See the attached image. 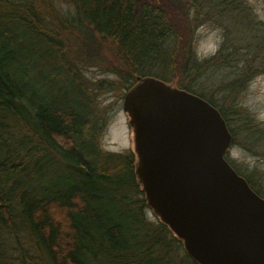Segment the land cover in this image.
<instances>
[{
    "label": "trees",
    "instance_id": "1",
    "mask_svg": "<svg viewBox=\"0 0 264 264\" xmlns=\"http://www.w3.org/2000/svg\"><path fill=\"white\" fill-rule=\"evenodd\" d=\"M64 2L0 0V264H198L148 215L133 150L101 145L109 109L98 94L138 75L173 81L236 121L234 144L241 130L264 146L258 122L234 103L264 73V20L220 0L244 16L233 40L200 57L198 0Z\"/></svg>",
    "mask_w": 264,
    "mask_h": 264
},
{
    "label": "water",
    "instance_id": "2",
    "mask_svg": "<svg viewBox=\"0 0 264 264\" xmlns=\"http://www.w3.org/2000/svg\"><path fill=\"white\" fill-rule=\"evenodd\" d=\"M122 109L151 212L198 264H264V196L226 157L219 109L173 81L136 76Z\"/></svg>",
    "mask_w": 264,
    "mask_h": 264
},
{
    "label": "rangeland",
    "instance_id": "3",
    "mask_svg": "<svg viewBox=\"0 0 264 264\" xmlns=\"http://www.w3.org/2000/svg\"><path fill=\"white\" fill-rule=\"evenodd\" d=\"M219 1L198 0L199 5L202 6L199 7L201 12L198 13V16L204 19L200 21L197 17L198 23L194 27L192 43L195 53L200 57H206L214 53L221 45L224 37L229 36L233 40L236 36L235 19L244 16V14L240 16V12H226L222 8L224 5L218 4ZM58 2L66 7L64 0H58ZM237 2L248 6L257 19L264 20V0H235V3ZM237 27L245 28L238 25ZM86 74L91 78L106 76L116 80L115 75H102L96 69H90ZM125 90V88L121 89L113 85L112 88L100 91L97 98L101 106H108L107 109H109L108 122L100 138V143L104 149L110 151L126 152L131 149L130 127L127 122V114L122 109ZM234 103L244 108L252 119L258 122L257 126L260 129H257L263 133L264 73L258 74L249 80L235 96ZM227 124L231 128L236 125V121L231 118ZM245 134L246 132L241 130L236 133L235 137L239 144H234L232 141L226 156L232 160V163L237 166L240 172L250 176L255 181V185L264 192V146L259 141H250L251 143L248 144ZM232 136H234L233 133ZM148 212L151 218H155L150 208Z\"/></svg>",
    "mask_w": 264,
    "mask_h": 264
}]
</instances>
